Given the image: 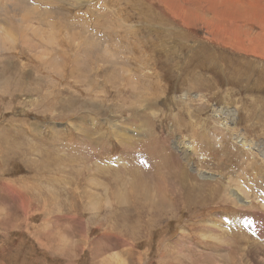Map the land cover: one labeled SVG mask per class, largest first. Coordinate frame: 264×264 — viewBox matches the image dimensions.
Listing matches in <instances>:
<instances>
[{
    "label": "rangeland",
    "instance_id": "1",
    "mask_svg": "<svg viewBox=\"0 0 264 264\" xmlns=\"http://www.w3.org/2000/svg\"><path fill=\"white\" fill-rule=\"evenodd\" d=\"M21 1L31 31L0 13V264H264V157L234 137L264 149V0Z\"/></svg>",
    "mask_w": 264,
    "mask_h": 264
},
{
    "label": "bare ground",
    "instance_id": "2",
    "mask_svg": "<svg viewBox=\"0 0 264 264\" xmlns=\"http://www.w3.org/2000/svg\"><path fill=\"white\" fill-rule=\"evenodd\" d=\"M43 1V0H42ZM42 1H40V2H42ZM46 2H49V1H51V0H45ZM45 1H43V2H45ZM167 1V0H166ZM80 2V1H79ZM82 2H88V1H86V0H82ZM169 2V1H168ZM173 2V1H172ZM52 3V2H51ZM0 4H3L1 7H0V13L1 12H5V13H7V15H8V17H14L18 22H20V24H21V27H22V29H24L25 31L26 30H30L31 31V28H32V24H31V17H29L30 16V14H29V16H27V15H25L24 14V3L21 1V0H9V3H4V1L3 0H0ZM46 4V3H45ZM169 4V3H168ZM166 6V5H165ZM174 6V5H173ZM175 6H177V5H175ZM168 7V6H167ZM179 7V6H178ZM32 8H34L36 11H37V9H38V6L36 5V6H33ZM173 8H175V7H173ZM253 8V7H252ZM176 10H177V8H175ZM164 10V9H163ZM22 11V12H21ZM26 13V12H25ZM170 13V12H169ZM168 13V14H169ZM28 14V13H27ZM37 14H39V12L37 11ZM187 14V13H186ZM167 16V15H166ZM186 16V15H185ZM47 17H49L48 15L45 17V18H47ZM47 19H49V18H47ZM46 19V20H47ZM186 19V18H185ZM11 21H12V19H11ZM49 21V20H48ZM16 23V22H15ZM42 23V22H41ZM48 23H50V21L48 22ZM51 24V23H50ZM51 26H53V25H51ZM185 27V26H184ZM222 27V26H221ZM184 29H187V30H189L190 28H184ZM223 30V29H222ZM1 31H3V32H1ZM193 31V30H192ZM191 31V32H192ZM72 32V31H71ZM190 32V33H191ZM232 33V32H231ZM230 33V34H231ZM3 34H6V32H4V30H3V27L1 28L0 27V37L3 35ZM57 34V35H56ZM74 34V33H73ZM225 34V33H224ZM54 35H56L55 37H54V39H53V41L55 42V40H58V42L60 41L59 39H61V35L59 34L58 35V33H56L55 32V34H53L52 36H54ZM75 35V34H74ZM216 35V34H215ZM228 35V34H227ZM257 35V34H256ZM6 36V35H5ZM19 36V35H18ZM28 36V35H27ZM51 36V37H52ZM231 35H229V37H230ZM10 37V36H9ZM13 37V36H12ZM16 37V36H15ZM20 37V36H19ZM202 37H204V36H202ZM7 38V37H6ZM231 38V37H230ZM20 39H21V41L23 42V43H26L25 42V40H22V38L20 37ZM234 39L235 40H237V37H232V39H231V41H234ZM69 40V39H68ZM227 40V39H226ZM250 40H251V37H250ZM71 41H75V40H72V38H71ZM208 41H210L211 42V40H208ZM213 41V40H212ZM230 41V42H231ZM241 41V40H240ZM248 41H249V39H248ZM13 42V41H12ZM10 43V42H9ZM16 43V42H15ZM242 43V42H241ZM214 44V43H213ZM85 45V44H84ZM233 45V44H232ZM236 45V44H235ZM250 45V44H249ZM54 47V46H53ZM251 48V47H250ZM7 49V48H6ZM61 49V48H60ZM244 49V48H243ZM246 49H248V48H246ZM245 49V50H246ZM38 50V52H39V54H42V56L40 57L41 58V60H42V62L43 63H46V62H49V63H54L55 65H57L58 63V61H51L50 62V60H49V56L50 57H54V58H56V56H51V53L50 52H48V53H46V54H44L43 53V50H41L40 48H38L37 49ZM254 50V49H253ZM15 51V50H14ZM53 51V50H52ZM248 51V50H247ZM250 51H251V49H250ZM54 52V51H53ZM250 54V53H249ZM46 55V56H45ZM76 57H77V55H76ZM75 57V58H76ZM55 60V59H54ZM73 62V61H72ZM76 63V62H75ZM74 66V65H73ZM77 68V67H76ZM75 69V68H74ZM78 71V70H77ZM199 96H201V95H197L196 97H199ZM185 98L187 99V96L185 95ZM199 99L201 100L202 98L201 97H199ZM203 100V99H202ZM214 113L215 114H213L214 115V118L215 117H221L222 119H223V122H224V125H223V127H224V129L225 130H227V131H230L231 129H232V131H234V127H232L231 126V124H233V120L232 119H230V118H226L225 116H223V112H219L217 109H215L214 110ZM230 123V124H229ZM236 125V124H235ZM234 137H235V139H236V142L238 143V144H241V146L242 147H244V148H246L247 150H255V151H257L258 153H259V155L261 154L263 157H264V149L262 148V146H259V145H255L253 142L254 141H251V140H248V139H246L245 137H244V135L242 134H240L239 132H236L235 134H234ZM185 142V141H184ZM177 150H178V152H179V154H180V156L182 157L183 156V159H185V162L187 163V164H189L190 166H192V168H193V166H195L194 165V162H193V156L194 155H196L195 154V151H197V149L195 148V147H193L192 145H186V143H178L177 145ZM195 170L197 171V172H200L201 174H203L202 176L204 177L205 176V173H203L202 172V170H200V169H198V167H195ZM183 177H185L184 175H183ZM184 180V179H183ZM236 188V187H235ZM231 200L232 201H234L235 203H240V205L243 207V205H247L248 203H249V198L248 197H246L245 196V194L243 195L240 191H239V189L238 188H236V189H234V187L232 188V195H231ZM98 198V197H97ZM97 201V200H96ZM163 202H165V203H167V199H165V197H163V200H162ZM172 202H173V200H172ZM237 205V204H236ZM168 207V206H167ZM246 207V206H245ZM250 207H251V205H250ZM165 213V212H164ZM138 220V219H137Z\"/></svg>",
    "mask_w": 264,
    "mask_h": 264
}]
</instances>
